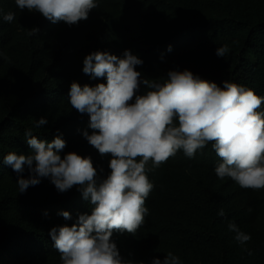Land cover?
<instances>
[{"label":"trees","instance_id":"trees-1","mask_svg":"<svg viewBox=\"0 0 264 264\" xmlns=\"http://www.w3.org/2000/svg\"><path fill=\"white\" fill-rule=\"evenodd\" d=\"M0 10L15 13L12 23L0 16V51L9 58L0 59V264H61L50 230L71 226L92 209L76 186L59 193L48 179L19 193L16 173L3 157L28 154L26 129L48 142L62 135L67 142L62 154L91 156L103 177L110 173V155L101 156L82 135L92 131L90 117L69 103L72 82L106 83L83 72L88 54L121 56L130 49L144 61L137 70L149 79L188 69L264 96V0H99L87 20L71 27L21 12L14 0H0ZM33 27L39 33L30 36ZM225 44L228 54L218 57L217 47ZM41 117L49 122L36 128ZM219 162L209 144L194 159L181 151L148 174L155 187L145 202L144 225L135 235L117 231L112 237L126 261L151 264L172 252L182 264H264V189L219 179L214 171ZM220 209L225 217L217 215ZM61 211L72 219L65 220ZM230 221L251 234L244 247L229 231Z\"/></svg>","mask_w":264,"mask_h":264},{"label":"clouds","instance_id":"clouds-1","mask_svg":"<svg viewBox=\"0 0 264 264\" xmlns=\"http://www.w3.org/2000/svg\"><path fill=\"white\" fill-rule=\"evenodd\" d=\"M14 2L21 12L40 13L53 24L64 22L70 27L87 20L99 7V0ZM0 16L5 23L15 20L11 11L0 10ZM38 33L39 28L33 27L28 34ZM228 52L226 44L216 49L218 57L224 58ZM0 59L7 62L9 58L0 51ZM143 63L130 49L121 56L93 51L83 60V72L106 83L82 86L74 81L70 87L72 108L90 117L88 128L92 131L83 130L84 139L101 156L111 157L106 177L91 156L62 154L67 144L62 135L48 142L26 129L28 154L9 152L3 157V164L16 173L19 193L48 179L59 193L76 186L92 206L91 214H80L71 226L50 230L61 264H130L122 257L113 234L126 231L135 235L144 225L149 215L145 202L155 187L148 174L178 152L194 159L211 144L220 158L214 169L219 179L230 178L244 189H264V110H258L264 96L228 80L220 85L188 69L169 70L164 80L149 79L137 70ZM142 86H146L143 93ZM48 122L41 117L35 127ZM58 214L72 219L69 211ZM217 215L226 216L223 209ZM228 229L242 247L252 239L234 221L228 223ZM244 250L252 255L249 249ZM151 264L182 261L168 252L165 259L154 258Z\"/></svg>","mask_w":264,"mask_h":264}]
</instances>
